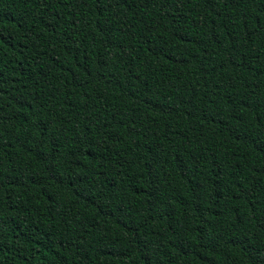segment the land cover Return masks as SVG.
Returning <instances> with one entry per match:
<instances>
[{"label": "trees", "instance_id": "16d2710c", "mask_svg": "<svg viewBox=\"0 0 264 264\" xmlns=\"http://www.w3.org/2000/svg\"><path fill=\"white\" fill-rule=\"evenodd\" d=\"M0 264H264V0H0Z\"/></svg>", "mask_w": 264, "mask_h": 264}]
</instances>
